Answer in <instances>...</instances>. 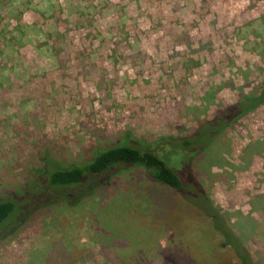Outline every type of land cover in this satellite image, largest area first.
<instances>
[{
	"label": "rangeland",
	"instance_id": "374dc122",
	"mask_svg": "<svg viewBox=\"0 0 264 264\" xmlns=\"http://www.w3.org/2000/svg\"><path fill=\"white\" fill-rule=\"evenodd\" d=\"M101 1L0 0L1 200L48 159L83 166L125 135L189 137L264 86V0ZM190 166L264 264V106ZM145 194L157 198L153 206ZM94 195L84 206L42 211L0 240V264L131 263L140 250L165 248L172 226L163 218L184 212L142 169Z\"/></svg>",
	"mask_w": 264,
	"mask_h": 264
},
{
	"label": "trees",
	"instance_id": "16d2710c",
	"mask_svg": "<svg viewBox=\"0 0 264 264\" xmlns=\"http://www.w3.org/2000/svg\"><path fill=\"white\" fill-rule=\"evenodd\" d=\"M261 106H264V86L257 93L220 110L212 121L202 124L189 137L159 138L150 142L132 140L125 135L122 143L97 152L83 166L61 167L48 159L47 165L37 169L30 182L0 199V240L10 239L36 214L42 211L51 214L65 206H84L96 197L95 191L107 188L113 177L142 169L153 184L177 195L184 212L178 208L175 215L173 212L167 215V212L163 218L172 226L165 248L140 250L145 256L142 254L138 261L131 263L108 259L111 264H255L229 225L228 214L213 205L190 163L216 136ZM153 197L145 194L143 198L146 204L153 206L157 199ZM158 201L169 205L171 200L159 198Z\"/></svg>",
	"mask_w": 264,
	"mask_h": 264
},
{
	"label": "crops",
	"instance_id": "0c3cea01",
	"mask_svg": "<svg viewBox=\"0 0 264 264\" xmlns=\"http://www.w3.org/2000/svg\"><path fill=\"white\" fill-rule=\"evenodd\" d=\"M120 2H122V3H124L125 2V4L126 5H130V4H133V3H135L136 1H134V0H119ZM94 2H95V4H97V5H95L96 7H101V6H103L104 5V3L105 4H107V2L106 1H101V0H94ZM109 2H112V0H110ZM15 9V8H14ZM27 12H29V11H27ZM11 21H15L16 23H17V16H14V18H10V22ZM19 23V22H18ZM20 24V23H19ZM174 67H176V66H174Z\"/></svg>",
	"mask_w": 264,
	"mask_h": 264
}]
</instances>
